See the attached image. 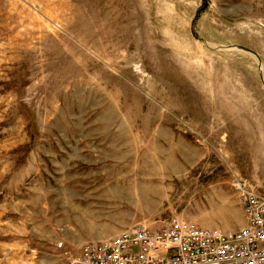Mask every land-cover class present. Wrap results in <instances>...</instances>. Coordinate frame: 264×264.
<instances>
[{
  "label": "rangeland",
  "instance_id": "obj_1",
  "mask_svg": "<svg viewBox=\"0 0 264 264\" xmlns=\"http://www.w3.org/2000/svg\"><path fill=\"white\" fill-rule=\"evenodd\" d=\"M234 178L264 194V0H0V264L234 231Z\"/></svg>",
  "mask_w": 264,
  "mask_h": 264
},
{
  "label": "built area",
  "instance_id": "obj_2",
  "mask_svg": "<svg viewBox=\"0 0 264 264\" xmlns=\"http://www.w3.org/2000/svg\"><path fill=\"white\" fill-rule=\"evenodd\" d=\"M233 188L245 216L236 231L200 228L175 216L159 229L135 225L84 244L77 255L64 252L66 264H264V194L241 178Z\"/></svg>",
  "mask_w": 264,
  "mask_h": 264
},
{
  "label": "crops",
  "instance_id": "obj_3",
  "mask_svg": "<svg viewBox=\"0 0 264 264\" xmlns=\"http://www.w3.org/2000/svg\"><path fill=\"white\" fill-rule=\"evenodd\" d=\"M117 186H119V185H117ZM117 186H116V187H117ZM113 187H114V186H113ZM120 187H122V185H121ZM218 191H219V192H217V195H216V196H217L218 198H221L223 203L226 201V204H229V203H230V202H229V198L227 199V198L225 197V195L227 196L228 193H226L224 190H221V188H218ZM223 194H225V195H223ZM260 194H262V193L260 192ZM238 204H239V202H238ZM241 210H242V209H241ZM219 224H220V225H218L217 227H218L219 229H221V230L227 229V230H234V231H236V230L240 229L241 226L243 225V219H242L241 217H238V218H235L234 221H233L232 223H229V222H227V223L220 222ZM210 226H211V225H210ZM213 226L216 228L215 225H213Z\"/></svg>",
  "mask_w": 264,
  "mask_h": 264
},
{
  "label": "water",
  "instance_id": "obj_4",
  "mask_svg": "<svg viewBox=\"0 0 264 264\" xmlns=\"http://www.w3.org/2000/svg\"><path fill=\"white\" fill-rule=\"evenodd\" d=\"M236 49H238V50H240V51H242V52L248 53V54L254 56L255 58L257 57V56H256L251 50L246 49V48H244V47H237ZM256 59H257V58H256Z\"/></svg>",
  "mask_w": 264,
  "mask_h": 264
}]
</instances>
